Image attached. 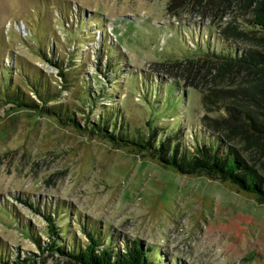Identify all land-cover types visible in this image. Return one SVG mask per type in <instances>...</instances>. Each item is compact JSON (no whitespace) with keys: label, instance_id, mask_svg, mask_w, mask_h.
<instances>
[{"label":"rangeland","instance_id":"rangeland-1","mask_svg":"<svg viewBox=\"0 0 264 264\" xmlns=\"http://www.w3.org/2000/svg\"><path fill=\"white\" fill-rule=\"evenodd\" d=\"M177 1L0 0V90L9 80L80 125L0 97V264H77L56 247L83 249L88 232L98 249L135 242L156 264H264V204L88 130L109 116L107 132H153L155 145L169 134L171 149L192 151L218 133L210 119L237 90L262 81L221 67L250 44L238 33L244 0ZM46 215L59 238L42 251Z\"/></svg>","mask_w":264,"mask_h":264},{"label":"trees","instance_id":"trees-1","mask_svg":"<svg viewBox=\"0 0 264 264\" xmlns=\"http://www.w3.org/2000/svg\"><path fill=\"white\" fill-rule=\"evenodd\" d=\"M193 1L195 0H178L175 3L177 7H184ZM223 1L219 2L223 3ZM243 2L239 7L249 9L251 15L247 30L234 32L233 28L231 30L228 28L227 31L238 32L249 39L250 44L242 52L234 53L233 56H220L224 58L221 67L227 70L233 69V71L244 68L251 70L253 74L263 73L264 0H244ZM211 3H214V0L209 2V4ZM54 64L59 63L55 61ZM58 73L60 77L66 79L62 70ZM3 85L0 97L4 96L8 102L46 112L63 126L80 127L77 119L74 118V113H69L62 104L40 106L35 100L24 95L18 85L11 87L9 80ZM34 90L38 94L37 87ZM239 91L240 93H238ZM45 92L47 93V88ZM236 94V97L233 96L229 103L223 105V114L210 119L213 129L218 132L216 134L215 131V134L212 135L215 137L210 138L208 144L204 142L200 146H195L192 151L189 149L179 151L178 142L171 149L172 136H168L169 134L159 139L155 145L153 132H148L143 139H133L129 134H122V132L117 134L113 131L107 132L108 124L115 127V118L114 121H111L109 116H106L104 121H90L92 126L90 128L93 129L89 128L88 130L96 129L97 133H101L103 138L114 145L132 147L149 156L160 166L173 170L179 175L197 176L202 173L210 179H220L236 191L255 199L258 204H264V173L256 168L259 163V166L264 169L262 160L264 156V78L254 84L253 89H239ZM38 95L44 101L54 98V96H50L45 99L42 94ZM82 130H87V128L84 127ZM203 141L205 140L203 139ZM45 218L48 235L52 237V240L46 247H42V251L49 248L54 249L57 244L56 238H59V228L54 223V217L46 215ZM87 235L89 242L83 249L73 247L66 251L62 246L56 248L72 258L77 264H156L150 258L149 250L142 249L135 242L127 245L123 252H112L109 246L98 249L99 242L94 238L93 233L88 232ZM33 239L39 243L38 238L33 237Z\"/></svg>","mask_w":264,"mask_h":264}]
</instances>
